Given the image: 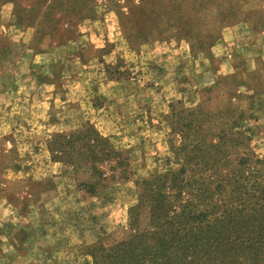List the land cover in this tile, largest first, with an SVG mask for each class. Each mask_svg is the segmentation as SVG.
I'll return each mask as SVG.
<instances>
[{"label":"rangeland","instance_id":"obj_1","mask_svg":"<svg viewBox=\"0 0 264 264\" xmlns=\"http://www.w3.org/2000/svg\"><path fill=\"white\" fill-rule=\"evenodd\" d=\"M6 1L29 26L24 43L51 40L65 56L78 45L57 121L3 116L0 264H119L134 248L130 206L141 203L143 229L151 199L187 206L179 214L195 223L245 203L242 231L264 239V0H0V10ZM11 17L0 12V24ZM17 31L0 29V53ZM79 55L99 59L81 68Z\"/></svg>","mask_w":264,"mask_h":264},{"label":"trees","instance_id":"obj_2","mask_svg":"<svg viewBox=\"0 0 264 264\" xmlns=\"http://www.w3.org/2000/svg\"><path fill=\"white\" fill-rule=\"evenodd\" d=\"M238 204H229L226 216L220 214L212 220L202 219L195 223L184 218L183 212L179 214L187 206L180 205L181 208L176 209L172 203L159 205L151 199L146 207L152 226L143 229L138 228L135 211L141 203L131 205L129 212L134 232L125 244L134 248L126 249L128 253L121 250L123 257L118 260L119 264H264V239L242 231L247 223L243 216L251 208L245 203ZM156 210H161L159 218L152 214ZM221 211L215 210L216 213ZM202 213L200 209L195 217ZM143 238V247H139ZM122 244L119 242L115 248L122 249Z\"/></svg>","mask_w":264,"mask_h":264},{"label":"crops","instance_id":"obj_3","mask_svg":"<svg viewBox=\"0 0 264 264\" xmlns=\"http://www.w3.org/2000/svg\"><path fill=\"white\" fill-rule=\"evenodd\" d=\"M6 6H9L8 9L5 11L0 10V12L3 18L6 14H11V21L1 22L0 29L2 28L5 32L12 30L15 32L13 35H17L19 29V39L11 34L10 38L12 39L7 47L9 51L7 49L5 51L7 55L0 53V138L3 137L4 140L8 136L5 133L8 122L3 119L4 115L9 113L16 115L20 121L24 120L27 125L29 124L34 128L46 125L48 122H54L56 117H59L63 111L71 107L69 97L71 91L66 88L68 79H64L66 75L63 77L60 75L61 72L64 74L66 71H64V66L67 57L71 55L70 52L74 53L78 45L74 43L75 48H72L69 52L65 51L66 56L55 51L57 47L50 42L51 40H46L48 44L45 46L43 42L39 41L31 46L29 43L31 37H28L26 41L30 45L28 47L24 43L26 37H23V33L25 28H29V26H26L24 20L20 17L17 21L12 12L13 2L6 1L3 3V7ZM17 41L18 52L12 50L11 47ZM22 43L24 44L22 45ZM76 57L74 60L81 63V68L94 66V60L99 59L97 56H92L91 62H93L89 64V59H82L80 55ZM70 59L68 60L71 61ZM108 82L114 85L119 81L113 79L108 80ZM110 91L113 93L112 90ZM20 134L19 142H23L24 135ZM20 154L21 152L18 151V156ZM11 168L19 171V177L27 174L28 170L22 159H19V167Z\"/></svg>","mask_w":264,"mask_h":264}]
</instances>
